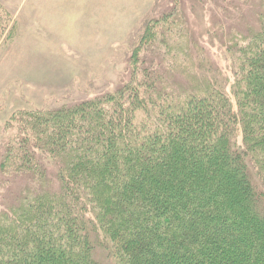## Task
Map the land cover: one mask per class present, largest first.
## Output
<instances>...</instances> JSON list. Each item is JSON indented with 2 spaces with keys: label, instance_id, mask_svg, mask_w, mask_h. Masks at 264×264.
<instances>
[{
  "label": "trees",
  "instance_id": "obj_1",
  "mask_svg": "<svg viewBox=\"0 0 264 264\" xmlns=\"http://www.w3.org/2000/svg\"><path fill=\"white\" fill-rule=\"evenodd\" d=\"M196 1L229 72L157 0L114 90L12 114L0 264H264V0Z\"/></svg>",
  "mask_w": 264,
  "mask_h": 264
},
{
  "label": "rangeland",
  "instance_id": "obj_2",
  "mask_svg": "<svg viewBox=\"0 0 264 264\" xmlns=\"http://www.w3.org/2000/svg\"><path fill=\"white\" fill-rule=\"evenodd\" d=\"M156 1L0 0V22L5 27L0 34V155L13 137L6 123L14 112L57 110L114 90L125 68L128 71L129 46L151 17ZM239 3L253 23L261 0ZM182 9L186 15L181 22L229 72L226 50L209 46L213 28L222 27L216 18L224 19L223 10L196 0H182ZM232 25L244 32L250 28L245 20ZM11 188L0 176V202ZM97 258L104 264L101 254Z\"/></svg>",
  "mask_w": 264,
  "mask_h": 264
}]
</instances>
